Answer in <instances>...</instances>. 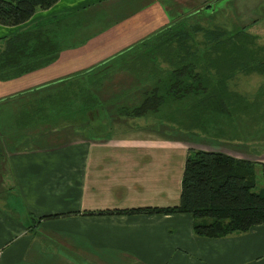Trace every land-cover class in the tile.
<instances>
[{
	"label": "crops",
	"instance_id": "1",
	"mask_svg": "<svg viewBox=\"0 0 264 264\" xmlns=\"http://www.w3.org/2000/svg\"><path fill=\"white\" fill-rule=\"evenodd\" d=\"M147 1L153 0H58L21 25L0 24V264H264V223L210 238L193 232L190 213L144 211L179 204L190 148L184 129L176 126L181 137L164 125L177 121L178 113L133 114L149 82L131 69L139 55L128 52L174 23L154 19V9L161 8ZM195 2L174 0L164 8L183 5L185 11ZM48 13L59 25L48 37L61 45L48 63L26 70L25 32ZM145 17L149 32L137 33L138 19ZM102 70L109 75L93 92L102 113L61 115L49 129L37 124L25 130L29 116L23 108L16 113V106L40 104L42 91L81 75L86 82L85 74ZM75 121L83 124L77 134ZM22 131L29 143L26 138L15 145ZM204 136L191 147L250 160L255 181L259 173L263 180L264 162L249 158L250 143Z\"/></svg>",
	"mask_w": 264,
	"mask_h": 264
},
{
	"label": "rangeland",
	"instance_id": "2",
	"mask_svg": "<svg viewBox=\"0 0 264 264\" xmlns=\"http://www.w3.org/2000/svg\"><path fill=\"white\" fill-rule=\"evenodd\" d=\"M173 1H147L153 4V8H161L154 9V19L178 23L128 52L133 56L139 55L140 59L133 58L130 66L131 69H138L143 80L149 82L147 96L153 94L158 98L153 105L156 102L159 105L147 111L156 112L160 109V113L165 116L170 115L165 113H178L177 121L165 122L164 125L171 127L170 131L175 130L177 134L180 133L176 126L178 130L184 129L189 149H193L191 146L198 147L205 139L204 135L235 139L250 143L252 148L249 147V158L264 162V0H197L187 5L185 11L183 5L179 10H166L165 3ZM209 2H212V6L204 12L179 22L192 9L197 10ZM141 4L143 3H138V8L142 7ZM49 15L43 16L42 25L46 26L45 22L53 20ZM147 19L148 17L138 19L140 24L137 26V33L149 32V27L145 24ZM69 25L68 28L72 26ZM32 28L31 25L26 31ZM72 28L75 29L73 26ZM66 31L65 35H68L72 30ZM255 64H260L263 68ZM107 70L112 72L111 68ZM103 72L105 71L94 76L85 74L88 78L86 82L78 80H82L81 75L78 79H72L69 85L42 91L41 97L39 96L40 104L33 100L24 107L16 106V113L23 108L29 116H25V130L32 129L37 124H43L49 129L54 124L51 122L52 118H58L54 121L57 124L61 115L73 113L75 117H81L102 113L103 108L93 92L109 75ZM48 97L52 98L46 99ZM131 109L128 108L133 113L134 110ZM74 124L75 130L78 129L75 132L77 134L83 124L81 121H75ZM97 125L99 130V123ZM20 134L15 145H21L26 138L28 144L27 132L22 131ZM81 139L79 138L80 141ZM1 142L0 135L2 151ZM74 143L76 145L77 141L74 140ZM259 175L256 190L263 185L261 173Z\"/></svg>",
	"mask_w": 264,
	"mask_h": 264
},
{
	"label": "trees",
	"instance_id": "3",
	"mask_svg": "<svg viewBox=\"0 0 264 264\" xmlns=\"http://www.w3.org/2000/svg\"><path fill=\"white\" fill-rule=\"evenodd\" d=\"M57 1L0 0V24L21 25L27 22L37 10L49 9ZM211 6L212 2H209L208 5L201 6L197 10L192 9V12L181 17L184 20L179 22L185 21L195 14L199 15L198 13L204 12ZM53 23L45 22L46 26H44L39 21L32 29L25 32L27 38L25 41L27 50L24 51L26 70H32L48 63L52 59L50 56L55 54L56 49L58 51L61 44L58 42L57 45L48 37L50 32L58 31L59 25L55 23L53 25ZM176 23L178 22H174L170 26H175ZM55 26L58 27L55 29ZM165 29L146 38L141 44ZM31 39L35 42L32 44V48L28 49V42ZM134 46L136 45L130 49ZM255 66L263 68L260 64H255ZM96 67L91 70L95 71ZM47 86L48 84L43 88L46 89ZM155 99H158L156 95L146 96L142 105L136 108L133 114H141L147 109L157 107L158 102L153 105ZM262 177L263 187L256 190L252 161L237 159L220 152L188 149L181 178L179 204L164 209L152 208L144 209V211L190 213L193 217V232L197 236L219 238L233 233L246 232L251 227L264 223V164L262 165ZM106 212L113 211L107 210ZM114 212L122 211L114 210Z\"/></svg>",
	"mask_w": 264,
	"mask_h": 264
}]
</instances>
